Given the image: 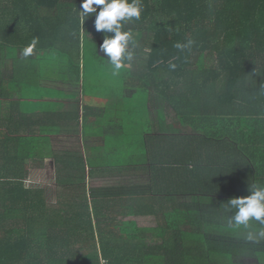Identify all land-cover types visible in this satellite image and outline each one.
<instances>
[{"label":"trees","instance_id":"obj_1","mask_svg":"<svg viewBox=\"0 0 264 264\" xmlns=\"http://www.w3.org/2000/svg\"><path fill=\"white\" fill-rule=\"evenodd\" d=\"M81 3L0 0V55L14 72L1 73V56L0 264H264V242H247L223 208L264 185V0H142L141 18L125 26L141 41L138 76L132 61L112 74L98 51L104 33L95 14L81 24ZM52 78L72 90L40 84ZM89 83L103 117L86 105ZM65 97L70 116L54 110ZM109 119L122 135L105 138L107 169L145 174L146 186L89 187L100 161L81 146ZM56 139L75 146L60 156ZM47 157L57 160L55 203L25 186Z\"/></svg>","mask_w":264,"mask_h":264},{"label":"clouds","instance_id":"obj_2","mask_svg":"<svg viewBox=\"0 0 264 264\" xmlns=\"http://www.w3.org/2000/svg\"><path fill=\"white\" fill-rule=\"evenodd\" d=\"M142 0H82L81 24L92 14H95L94 29L104 33L99 53L112 66L113 75H119L125 63H130L135 56L137 40L132 30L125 28L126 24L141 18ZM111 34V35H109ZM39 40L33 37L31 42L20 51V56L27 59L33 55ZM194 42L177 43L180 50L188 49ZM97 51V49H96ZM175 68V64L170 65ZM227 223L244 234L251 244L264 242V185L253 182L248 187V195L230 198L223 204Z\"/></svg>","mask_w":264,"mask_h":264},{"label":"crops","instance_id":"obj_3","mask_svg":"<svg viewBox=\"0 0 264 264\" xmlns=\"http://www.w3.org/2000/svg\"><path fill=\"white\" fill-rule=\"evenodd\" d=\"M1 56H2L1 73L4 74V76L7 78L12 77L14 75V72L11 69V68H13V65L9 62L8 58L5 57L3 52L0 55V57ZM30 57H32V56H30ZM68 79H69V77H68ZM40 84L42 86H46V87L52 88V89H57V90H60V91L66 92V93H69L73 88L72 81H69V83H68V80L63 79V78H61V79L52 78L51 80L41 81ZM68 100L69 99H67V97L58 98L57 100H55V101H57V103H56L57 105H55L54 110H56V112H61V113H65V114L71 112L70 110L72 108L70 110H69V108L67 109V107H68L67 102H71ZM103 103H104V101H100V100L94 101V99H93V103L87 102L86 105L90 106L89 110L92 111V113H90V114H92L94 116L97 115L99 117H103V115L104 116L107 115V112H108L106 110L102 111L101 106ZM52 108H53V106H52ZM150 112H151V114H150L149 119H151V122L153 123V128L155 130V128L157 129V127H158L157 122H156L158 114L156 113V110L153 108L152 109L150 108ZM67 115L70 116L69 114H67ZM88 117H90V116H88ZM88 119L90 122H93L92 121L93 118L91 119V117H90ZM107 121L108 122H106V123L103 122L104 123L103 130H100L98 128L97 130H95V132L92 131L90 133V136L87 137L86 140H84L83 146H81L83 153L87 154V156L89 158L91 157V159L96 160V162L100 161L99 163L97 162L98 164L95 166V168L90 167L91 169H96L97 171H99V173L97 174V176L89 179V181H88L89 187H90V181L97 180V182H102V181H105L108 179H113V178H119L120 179L126 173V172L123 173V172H119V171L111 173L109 171L110 169H107V167L105 165L106 161L103 160L104 155H102V153H104V150L106 147L105 138L112 139L114 137H118V136L122 135V130H121V127H120V124L118 121H116L115 119H113V120L109 119ZM110 121H113V123H110ZM58 141H60V142H58ZM62 147L63 146H62L61 140L56 139L55 141H53L52 148H53V151L55 152V154L63 156L61 154L63 152H66L67 150H66V148H65V150H60V148L62 149ZM45 161L51 162L53 164V166H51V167H55V169H57V165H56L57 160L56 159H53L52 157H47L45 159ZM45 161H44V165H41V163H40V167L37 166L35 168H38V170H44V169L48 168L47 167L48 163ZM132 172H134V171H129V173H132ZM135 174L137 175V173H135ZM56 176H57V174H56ZM57 181L58 180L56 179V186H57ZM90 188H94V187H90ZM96 188H106V187L100 186V187H96Z\"/></svg>","mask_w":264,"mask_h":264},{"label":"rangeland","instance_id":"obj_4","mask_svg":"<svg viewBox=\"0 0 264 264\" xmlns=\"http://www.w3.org/2000/svg\"><path fill=\"white\" fill-rule=\"evenodd\" d=\"M134 38L137 40V48H140L139 46H141V41L139 40V37L137 35H133ZM135 51V55L137 54V52H139L137 49L134 50ZM102 55V54H101ZM32 59L34 60V58L32 57ZM28 61L24 62H19L17 61V63H15L16 67L18 68H26V63ZM133 62V72L136 73L138 71V73H136V75L138 76V74L141 75V73H144V66L142 65V61L140 59H134L132 60ZM91 81L96 80L95 77L91 76L90 78ZM137 83V86L141 84V82L138 80L135 82V84ZM91 85L90 83L88 84V93L86 94V100L88 103H93V99H92V92H94V90H91ZM95 101V100H94ZM67 109L69 108V110L71 108H73L71 102H67ZM169 115V114H168ZM67 143L66 141L62 142V149L60 148V150H65V148L69 147V146H75L73 145L75 142H70V145L64 144ZM78 146V145H77ZM47 162V167L44 170H38V168H35L37 166L40 167V165H31V169L29 170L28 173H30L29 179L28 181L25 182V186L26 187H31V188H44L46 189V198L47 200H49L50 203H55L57 201V190H56V174H57V169H55V167H51L53 166V164L51 162L45 161ZM32 164V163H31ZM40 164V163H39ZM41 165H44V163H41ZM145 176V177H144ZM149 182V177L145 174H135L134 172L132 173H125L124 176L122 178H113V179H108L102 182H97V180L95 181H90V187H133V186H146ZM60 195V194H59ZM138 226L141 228H154L157 226L156 220L153 217H136L134 219ZM247 263H255L254 260L252 259H247L246 260Z\"/></svg>","mask_w":264,"mask_h":264}]
</instances>
